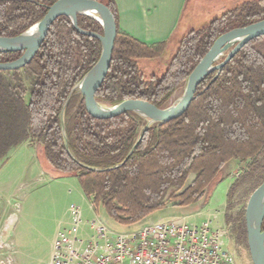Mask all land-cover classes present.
<instances>
[{
  "label": "trees",
  "instance_id": "obj_1",
  "mask_svg": "<svg viewBox=\"0 0 264 264\" xmlns=\"http://www.w3.org/2000/svg\"><path fill=\"white\" fill-rule=\"evenodd\" d=\"M56 1L0 0V36L24 32ZM97 1L108 7L116 24L109 70L95 93L107 105L133 99L168 106L220 35L264 19V0L243 2L190 32L165 71L146 76L138 61L163 59L167 43L147 45L121 32L115 0ZM77 24L102 35L100 24L89 17L78 16ZM100 52L98 39L79 34L67 17H60L27 65L0 71V162L25 141L38 145L45 173L75 177L95 211L102 208L107 219L125 226L168 202L186 207L209 198L231 161L243 165L244 174L229 187V199L242 182L254 177L252 192L264 181V36L245 44L212 82L215 72L207 76L180 117L145 130L146 120L132 112L107 119L90 116L79 90L67 101ZM22 54L0 52V63ZM232 207L228 204L225 213L228 232L234 245L247 248L244 209L232 216Z\"/></svg>",
  "mask_w": 264,
  "mask_h": 264
},
{
  "label": "rangeland",
  "instance_id": "obj_2",
  "mask_svg": "<svg viewBox=\"0 0 264 264\" xmlns=\"http://www.w3.org/2000/svg\"><path fill=\"white\" fill-rule=\"evenodd\" d=\"M180 43L181 40L178 42V47ZM178 47L175 50L174 46L170 47L163 59L139 60L138 66L146 76L152 73L160 75L165 71ZM24 83L28 88L29 82L25 80ZM181 88L183 89V85ZM181 88L177 95L181 93ZM25 99H28L27 94ZM173 100L175 99L170 102ZM40 151L41 147L25 141V144H19L9 151L6 158L0 162L1 263L50 264L54 241L58 233L72 224L69 218V206L76 205L80 208L84 223L80 226L81 237L84 239L92 233L85 222L94 219H99L104 225L117 232L133 231L149 223L181 218L189 224L196 225L211 221L213 228L220 227L226 231L227 247L234 254L236 264H252L248 248L243 245H234L225 223L227 205H233L229 212L232 216L245 209L252 193L251 186L255 183L254 177L242 182L229 199V187L244 174L243 165H238L236 161H231L224 166L221 172L224 179L214 187L209 198L204 196L193 206L190 205L197 210L191 216H186L190 211H184L182 207L168 202L163 210L145 217L138 223L125 226L107 219L102 208L95 211L90 201L83 196L75 177L52 178L45 173L41 168ZM192 179L193 176H190L185 186Z\"/></svg>",
  "mask_w": 264,
  "mask_h": 264
},
{
  "label": "water",
  "instance_id": "obj_3",
  "mask_svg": "<svg viewBox=\"0 0 264 264\" xmlns=\"http://www.w3.org/2000/svg\"><path fill=\"white\" fill-rule=\"evenodd\" d=\"M78 16H86L99 23L102 28V35L82 30L77 24ZM60 17H67L79 34L96 38L101 44L98 60L74 85L67 97V101L75 90H79L84 99L85 110L90 116L97 119H107L125 112H132L146 120L143 130L152 124H164L180 117L196 97L197 86L207 76L215 72L212 82L223 66L245 44L264 36V19L220 35L188 75L181 93L175 96V100L164 108H156L147 102L133 99L123 100L114 105H107L97 101L95 93L109 70L116 38V24L108 7L97 0H57L48 7L42 19L24 32L14 37L0 36V52L23 51V54L15 61L0 63V71L20 70L27 65L40 48L52 23ZM61 120L63 121V119ZM62 134L65 137L63 124ZM132 151L133 148L128 156ZM263 219L264 181L252 191L244 209L246 242L252 264H264V230H261Z\"/></svg>",
  "mask_w": 264,
  "mask_h": 264
},
{
  "label": "built area",
  "instance_id": "obj_4",
  "mask_svg": "<svg viewBox=\"0 0 264 264\" xmlns=\"http://www.w3.org/2000/svg\"><path fill=\"white\" fill-rule=\"evenodd\" d=\"M68 211L72 224L58 233L50 264H236L226 231L211 221L196 225L181 218L117 232L94 219L85 222L92 233L84 239L80 208Z\"/></svg>",
  "mask_w": 264,
  "mask_h": 264
},
{
  "label": "crops",
  "instance_id": "obj_5",
  "mask_svg": "<svg viewBox=\"0 0 264 264\" xmlns=\"http://www.w3.org/2000/svg\"><path fill=\"white\" fill-rule=\"evenodd\" d=\"M246 1L251 0H115L116 22L121 32L141 43L166 42L168 52L190 32L208 26ZM192 206L181 208L190 211L187 217L197 211ZM69 218L72 222L70 213Z\"/></svg>",
  "mask_w": 264,
  "mask_h": 264
}]
</instances>
